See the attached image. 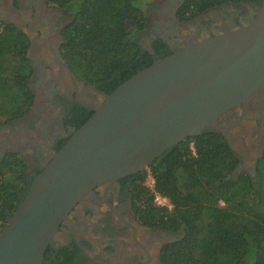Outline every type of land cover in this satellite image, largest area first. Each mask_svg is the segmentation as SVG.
Returning <instances> with one entry per match:
<instances>
[{
  "label": "trees",
  "instance_id": "1",
  "mask_svg": "<svg viewBox=\"0 0 264 264\" xmlns=\"http://www.w3.org/2000/svg\"><path fill=\"white\" fill-rule=\"evenodd\" d=\"M226 1L185 0L180 11L189 19ZM46 2L72 15L63 30L62 53L78 77L111 92L154 62L132 40L145 28L147 0ZM29 48L24 29L0 20V125L23 118L33 107ZM157 51L158 58L173 53ZM93 113L94 109L85 110L78 127ZM239 163V153L224 133L209 129L172 146L149 169L133 176L134 209L140 221L178 235L162 249L163 264H264V158L254 177L238 172ZM28 167L19 153L0 158V232L34 179L26 174ZM149 173L155 190L169 198L172 209L155 203L145 184ZM52 254L48 247L42 264H54Z\"/></svg>",
  "mask_w": 264,
  "mask_h": 264
},
{
  "label": "water",
  "instance_id": "2",
  "mask_svg": "<svg viewBox=\"0 0 264 264\" xmlns=\"http://www.w3.org/2000/svg\"><path fill=\"white\" fill-rule=\"evenodd\" d=\"M90 88L103 100L33 179L0 232V264H42L62 222L96 186L149 169L205 130L221 131L222 119L243 106L223 129L233 146L230 129L264 90V0L246 23L155 59L113 91Z\"/></svg>",
  "mask_w": 264,
  "mask_h": 264
},
{
  "label": "flooded vegetation",
  "instance_id": "3",
  "mask_svg": "<svg viewBox=\"0 0 264 264\" xmlns=\"http://www.w3.org/2000/svg\"><path fill=\"white\" fill-rule=\"evenodd\" d=\"M184 1L161 0L160 8H152L154 17L147 16L145 28L132 36L142 55L157 59L159 49L174 52L189 42L236 28L250 20L262 3L227 0L184 19L180 11ZM0 20L15 23L30 37L31 86L36 94L26 116L0 125V158L21 154L29 165L26 174L33 179L79 128L84 111L94 109L103 96L90 88L100 89L97 85L74 73L62 53L63 30L72 20L66 9L46 0H0ZM243 110L240 106L224 117L221 132ZM229 133L240 156L238 172L253 176L252 170L256 172L264 158V90L247 103L241 124ZM135 174L96 186L73 208L49 246L54 264H163L162 249L178 235L140 221L133 200Z\"/></svg>",
  "mask_w": 264,
  "mask_h": 264
},
{
  "label": "built area",
  "instance_id": "4",
  "mask_svg": "<svg viewBox=\"0 0 264 264\" xmlns=\"http://www.w3.org/2000/svg\"><path fill=\"white\" fill-rule=\"evenodd\" d=\"M192 148L194 149V147L192 146ZM147 179H150V181L148 182V187L152 190V192L154 193V200L155 203L159 206H163V207H167L169 209L173 208V204L171 203V201L169 200L168 197L163 196L162 194L158 193L155 190V180L154 177L152 176L151 173H149ZM224 203V202H222Z\"/></svg>",
  "mask_w": 264,
  "mask_h": 264
},
{
  "label": "rangeland",
  "instance_id": "5",
  "mask_svg": "<svg viewBox=\"0 0 264 264\" xmlns=\"http://www.w3.org/2000/svg\"><path fill=\"white\" fill-rule=\"evenodd\" d=\"M147 2H148V4L146 6V10H147L148 17L149 16L150 17H154V9L156 11L158 8H160L161 5H162L161 3H163V2H161V0H147ZM152 8H154V9L152 10ZM149 181H150V179H147L146 180V183L145 184L147 186H148V182Z\"/></svg>",
  "mask_w": 264,
  "mask_h": 264
}]
</instances>
